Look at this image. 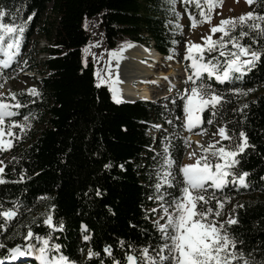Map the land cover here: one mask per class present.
<instances>
[{
  "label": "trees",
  "instance_id": "1",
  "mask_svg": "<svg viewBox=\"0 0 264 264\" xmlns=\"http://www.w3.org/2000/svg\"><path fill=\"white\" fill-rule=\"evenodd\" d=\"M171 7L168 0H0V10L7 13L0 18L4 22H11L12 13L21 19L34 14L25 29L20 55L10 67L0 69V91L19 63L22 72L40 75L38 81L34 80L38 96L14 92L16 100L25 106L14 109L19 115L11 119L25 128L23 132L17 130L7 154L0 202L11 207L12 201L19 200L21 207L3 236H12L16 231L26 234L25 225L31 226L34 233H47L49 229L42 221L51 211L54 223L60 219L65 223L64 231L53 236L63 245L64 254L77 264H100L101 260L112 264V257L103 251L105 245L112 247L113 257L120 264H125L129 243L137 248L149 244L155 248L159 232L149 210L159 201L149 197L156 195L154 171L165 136L170 135L167 143L175 160L174 175L186 153L180 122L183 102L178 99L170 108L142 102L115 104L107 85L97 87L93 62L82 58L90 38L83 19L100 17L109 49L120 47L122 42H152L159 53L175 56L183 39L177 24L182 18L192 24L189 13L198 21L201 18L194 2L176 0L178 20ZM47 12L50 16L46 17ZM250 12L264 15V0H254ZM244 30L248 31L247 27ZM34 35L48 44L37 51L47 53L42 62L35 60L33 49L37 43L30 41ZM242 42L250 44L251 40L245 37ZM252 46H264V37ZM213 84L221 90L233 86L214 80ZM234 86L252 90L246 95L225 91L227 99L217 116L211 117L205 110L200 126L191 133H204L221 125L229 135L236 134L237 142L239 132L244 131L249 145L255 146L240 154L237 166L239 171L249 173L245 178L247 187L230 182L209 193L217 195L219 201L236 200L231 215L238 222L225 226L244 241L238 247L260 260L264 258V56ZM3 100L15 103L12 96ZM24 116L29 119L25 121ZM157 123L167 131L157 130L155 138L147 135V129ZM228 144V140L223 142ZM109 162L112 167L105 169L103 165ZM97 189L101 196L96 195ZM168 191L178 194L179 187ZM214 202L209 204L212 208ZM82 222L88 226L87 233L81 231ZM84 234H90L89 241L83 240ZM121 239L124 247L118 243ZM5 243L12 247L25 241L17 235ZM89 248L100 256L89 259ZM5 254L7 249H0V256Z\"/></svg>",
  "mask_w": 264,
  "mask_h": 264
},
{
  "label": "snow or ice",
  "instance_id": "2",
  "mask_svg": "<svg viewBox=\"0 0 264 264\" xmlns=\"http://www.w3.org/2000/svg\"><path fill=\"white\" fill-rule=\"evenodd\" d=\"M192 2L199 9L201 18L198 21L193 14L189 13V19L195 27L197 23L210 20L213 7L219 6L222 0H203V3L207 5V12L202 7L201 0H184L185 4ZM247 2L251 4L253 0H247ZM168 3L172 6L170 10L175 13L178 20L180 14L175 11L176 0H168ZM6 14L4 10H0V18L5 17ZM33 15L29 14L26 19H21L16 13H12L11 22L0 20V69L10 67L20 55L25 29ZM177 27L180 26L177 24ZM245 27L248 31L244 30ZM237 30L238 34H235ZM217 32L221 34L219 39H213L212 35H209L204 38V44L190 43L185 52L184 59L189 61L186 67L187 86L182 92H178V96L183 102V126L188 130L201 124L205 110L211 117L217 116L227 99L225 91L245 95L251 91L252 89L244 90L235 87L234 82L242 80L264 56V46H252L258 45V38L264 37V15L248 12L238 18L223 19L219 25L211 28L212 34ZM245 37L251 40L250 44L242 42ZM120 51L123 49L110 53V57L118 61ZM212 53L215 55H211ZM109 68L111 69V65ZM111 75L110 71L109 78ZM98 79L97 87L100 83L106 82L102 78L98 77ZM213 80L216 84L228 83L233 86L221 90L213 84ZM116 83L117 80L113 79L110 91L112 99L119 103V89L114 86ZM29 92L33 96L39 95L35 89H30ZM3 95L4 93H0V97ZM9 95L15 101L14 104L0 99V151L12 146V138L17 136L13 132L14 127H18L20 132H23L25 128L24 124L11 119L19 115L14 109L25 105L16 100L14 93ZM6 118L9 119L5 127ZM23 119L27 121L29 117L24 116ZM208 123H212L211 118L208 119ZM154 127L159 129L161 126L157 124ZM218 135L221 140H228L229 144H221L219 147H216L218 141L210 144L203 149L204 155L198 157L195 163L179 166L178 173L175 175V160L170 154V145L162 142L160 159L156 161L154 171L156 195L149 197L150 200L159 201L158 208L162 213L158 220L153 221L159 232V242L155 248L150 244L137 248L129 243L128 251L125 253V264H264V258L256 260L251 252L246 253L242 247H238L243 245L244 241L231 232L225 226V222H217L214 217L218 216L219 212H214L209 205L210 200L216 199L214 193H209L210 189H222L230 182L247 187L245 178L249 173L239 171L237 166L241 163L240 154L244 153L248 147H255L249 145L244 131L239 132L238 142L236 134L229 135L226 127H219ZM2 164L3 161H0V165ZM103 167L109 169L112 164L105 163ZM119 167L123 169L124 165L121 164ZM3 173L4 168L0 167V183L6 182ZM177 175L182 179L177 180ZM23 178L21 175V180ZM177 186L178 194L168 191ZM96 195L101 196L102 192L97 189ZM216 203L219 205L220 201L216 200ZM20 207L19 200L12 201L11 207H5L4 203L0 202V218H2L0 236L3 237L0 238V249H7V254L0 256V264L16 261L21 257L28 258L25 264H32L33 260L36 264H77L64 254L63 245L56 242L58 237L53 236L55 232L64 231L65 223L63 219L54 223L51 211L42 221L49 229L47 233L43 235L34 233L31 226L25 225L26 234L16 231L12 236H3L10 227V222L18 216ZM51 207L54 209L55 205ZM240 207L243 206L240 205ZM150 211L156 213L157 209L153 208ZM160 220L164 222L160 223ZM237 222L234 217H230L226 224L232 225ZM80 227L83 233L88 232V226L83 222ZM17 235L21 236L25 243L8 247L5 240L13 239ZM82 238L84 241H89L91 237L90 234H84ZM118 243L121 247L125 245L123 239ZM103 251L107 256L112 257V264H120V261L113 257L110 245H105ZM87 255L91 259L99 257L100 253L89 248ZM100 264H104L103 260Z\"/></svg>",
  "mask_w": 264,
  "mask_h": 264
},
{
  "label": "rangeland",
  "instance_id": "3",
  "mask_svg": "<svg viewBox=\"0 0 264 264\" xmlns=\"http://www.w3.org/2000/svg\"><path fill=\"white\" fill-rule=\"evenodd\" d=\"M253 2H254V0H253ZM253 2L251 4H249L247 2V0H222V3L219 6L213 7V9L210 13L211 19L205 20L202 23L196 24L195 27H193L192 24H188V22L185 18H182L181 21L179 22V26H180L179 30H180V34L182 35L183 39H182V44L178 47V49L176 51V55H175L176 61L175 62L178 63V60L184 59L185 52L187 50V46L190 43L204 44V38L208 37L209 35H212L213 39H219L221 34L219 32L212 34L211 28L213 26L219 25L220 21L223 19L238 18L241 15L250 12V7L252 6ZM201 4H202V7L205 9V12H207V5L204 4L203 2ZM45 16L46 17L50 16V12H47L45 14ZM84 21H86V23L83 24V27L89 33L90 38H89V42L87 43V45L85 46V48L83 50L82 58L84 61L91 60L93 62L94 66H95V76H96L98 83H99L98 77L102 78L106 82L100 83V84L101 85H107L110 88L111 84L105 79V77H106V74H108L107 69H108L109 65L112 63V61H110L109 64L107 65L105 63V60L108 58L107 52L108 51L113 52V51L109 50L107 48L105 41L103 39L102 30H101V26H100V17L99 16H93L91 18H86ZM30 41L37 43V46L36 47L34 46V49H33L36 62L37 61L42 62L44 60V58L46 57L47 53L37 52V51H39V50L41 51L42 48L44 47V45L47 44V42L43 39H39L36 35L32 36ZM125 44H127V43L122 42L121 46H123ZM129 47H131V46H128L127 48H129ZM143 47L144 46H142L141 48H143ZM26 51H28V48L26 49ZM118 61L120 63H122L121 67L124 66L123 68L126 70V65H127L126 62L127 61L122 60V59H119ZM143 62H145V61H143ZM158 64H160V65H156V67H154L155 73L158 72V71H156V69H159L160 71L165 72L166 70H163V69L165 66H168L167 61L159 60ZM173 67H176V65ZM38 68H39L38 70H40L41 66L39 65ZM38 70H36V71H38ZM26 73H27V71L22 72V63H19L17 65V67L15 68V70L9 73V78L3 84L0 93H4V95H3V97H0V99H3L4 97H9L10 96L9 93L29 92L30 89H34L35 83H34L33 78L35 80L40 78V76L38 75L39 72H38V74H36L37 72H29V73H31L32 76H28L30 74L26 75ZM177 73H178V71H177ZM118 75H119L118 76L119 78H122V76L120 75V72H119V67H118ZM31 77H33V78H31ZM178 80H179V78H178ZM168 81H171L170 78H168L167 82ZM167 82H165L164 84L160 83L159 87H162V85H163V89L160 92H157L154 94V97H156V99L160 98V96H159L160 94L166 95V96L167 95L170 96L171 94H174L172 92L168 93L167 87H169V89H170V86L167 85ZM130 84H132V83H130ZM146 84L150 85V84H152V82L146 81ZM136 87H137V85H136ZM137 92L138 91H135V94ZM172 102L173 101L171 99H169V103H166V105L171 104ZM154 103L161 104L164 102L159 101V102H154ZM8 119L9 118H6L5 127L7 126V120ZM183 123H184V115L181 119V129H182ZM199 126L200 125L192 128V129H196ZM219 127H221V125H217L215 128H213L209 131H206L204 133H200V134L189 133L191 131L187 129L186 133L182 134L186 138L185 140H186L187 150H186V153L183 157L181 165L195 163V161L198 157H200L201 155H204L203 149L207 148L210 144H213L214 142H217V141L219 142L218 144H216V147H219V145H221V144L223 145V142H225L226 140L220 139V137L218 135V128ZM161 129L167 131V129L165 127H161ZM17 130H19L18 127L13 128L14 133H16ZM156 132L157 131L153 128V129H151V133L148 132V134L156 136L155 135ZM165 137H166L165 142H168L170 135H167ZM198 137H199V141H201L200 146H199V150L190 156L187 153L191 148H193L195 146V143H196L195 138H198ZM12 139L14 140V138H12ZM10 148H7V149L0 151V161H3V164L0 165V167L4 166V163H5V160L7 158V154L9 152ZM215 196H216V199L210 200L209 204L215 203L214 201L219 200L217 195H215ZM235 201L236 200H232V199H225V200L221 199L219 205H217V203L215 204V207H213L214 212H219V215L214 217L217 220V222H225L226 223V221L230 217H232L231 208H232V204ZM153 208L157 209L156 213H153L151 211V214L153 217L152 220L156 221L159 219V215H161L162 213L160 212V209L158 208V204L155 206H152L150 208V210ZM159 222L163 223L164 221L160 220ZM18 259H19L18 260L19 262H17V263L25 264V260L27 258L21 257ZM20 261H22V262H20Z\"/></svg>",
  "mask_w": 264,
  "mask_h": 264
},
{
  "label": "bare ground",
  "instance_id": "4",
  "mask_svg": "<svg viewBox=\"0 0 264 264\" xmlns=\"http://www.w3.org/2000/svg\"><path fill=\"white\" fill-rule=\"evenodd\" d=\"M85 23L86 21H83V24ZM149 45L152 46V44ZM130 46L131 47L127 48V51L125 53L124 51H120V59L127 61L126 70L123 68L124 66H122V68L124 69L122 73L126 77H128V79L127 78L123 79L124 77L122 74H120L122 78H119L118 76L115 75V59H112L110 57V53L115 52V50L113 52L108 51L107 52L108 58L105 60V63L107 65L109 64L110 61H112V63L110 64L111 69L108 67L107 69L108 74H106L105 79L111 84V86H113L112 85L113 79L119 80V83H116L114 86L117 89H119V95L121 98L120 101L136 102L142 100L145 103H147L152 100H153L152 102H159L162 101V99H171L174 102L176 98H179L177 92H182L184 88L187 86L186 77L188 74L186 72V67L189 62L187 61L181 62L178 65H176V67H173L175 66L172 64L173 61L175 62L174 58L159 59V57L156 54H152V50L149 51L148 48H142L143 49L142 50L141 48L138 49L135 45H130ZM145 58L150 60L148 64H145L146 62H143L146 60ZM159 60L167 61L168 66L164 67L163 70H166L165 72L156 69V71L158 72L155 73L154 67H156V65H160L158 64ZM110 71L112 74L111 78H109ZM26 75L32 76L31 73H26ZM168 78H170L171 81L167 82ZM146 81H150L152 82V84L150 85L146 84ZM165 82H167V85L170 86V89L169 87L166 86L168 89V93L172 92L174 94H171L170 96L160 94L159 95L160 98L156 99V97H154V94L160 92L163 89V85L162 87H159V85L160 83L164 84ZM130 83L132 84L136 83L137 87H133L134 84L132 85ZM135 91L138 92L135 94ZM148 132L151 133L150 130H148ZM195 141H196L195 146L188 151L187 153L188 155L189 154L193 155L195 152L199 150V146L201 142L199 141V137L195 138Z\"/></svg>",
  "mask_w": 264,
  "mask_h": 264
},
{
  "label": "crops",
  "instance_id": "5",
  "mask_svg": "<svg viewBox=\"0 0 264 264\" xmlns=\"http://www.w3.org/2000/svg\"><path fill=\"white\" fill-rule=\"evenodd\" d=\"M128 79V77H126Z\"/></svg>",
  "mask_w": 264,
  "mask_h": 264
},
{
  "label": "water",
  "instance_id": "6",
  "mask_svg": "<svg viewBox=\"0 0 264 264\" xmlns=\"http://www.w3.org/2000/svg\"><path fill=\"white\" fill-rule=\"evenodd\" d=\"M114 101V100H113ZM115 102V101H114Z\"/></svg>",
  "mask_w": 264,
  "mask_h": 264
}]
</instances>
